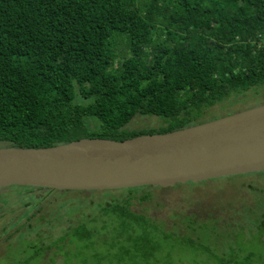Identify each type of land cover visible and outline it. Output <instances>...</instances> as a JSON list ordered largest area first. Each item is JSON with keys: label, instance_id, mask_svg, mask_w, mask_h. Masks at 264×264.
I'll return each mask as SVG.
<instances>
[{"label": "trees", "instance_id": "16d2710c", "mask_svg": "<svg viewBox=\"0 0 264 264\" xmlns=\"http://www.w3.org/2000/svg\"><path fill=\"white\" fill-rule=\"evenodd\" d=\"M259 88H264V0H0V147L39 149L84 138L126 141L168 134L210 122L208 111L233 93ZM137 116L161 123L130 130ZM178 186L187 185L126 189L132 196L101 204L100 221L69 232L75 250L57 242L27 247L24 261L11 262L40 264L45 251L57 246L65 264H183L173 256L181 246L195 255L210 253L216 264H264V217L256 234L238 230V248L220 256L135 210L133 199L150 203L151 189ZM199 215L180 219L199 223ZM208 216L212 223L213 214ZM82 245L88 250L108 245L111 257L90 254ZM84 253L88 257L77 260Z\"/></svg>", "mask_w": 264, "mask_h": 264}, {"label": "rangeland", "instance_id": "374dc122", "mask_svg": "<svg viewBox=\"0 0 264 264\" xmlns=\"http://www.w3.org/2000/svg\"><path fill=\"white\" fill-rule=\"evenodd\" d=\"M261 105H264V88L235 92L225 103L209 110L205 119L213 121ZM160 120L158 117L137 116L128 128H156L160 125ZM184 185L187 186H178L166 192L159 188L151 189L152 202L140 204L139 199H133L135 210L147 214L161 224L165 231L173 232L177 237H192L197 244L204 242L220 256L229 254L232 247L238 248L237 244H234L238 230L246 229L253 234L259 231L257 223L264 217V174L236 175L233 178L223 177ZM104 191L106 190L86 193L47 191L46 195L45 192L25 187L19 191L0 190V264H13L11 258L24 261V257H27V253H24L27 247H30L28 251H33L35 246L47 247L57 242V245L65 247V250H75L68 237L73 228L79 224H87L94 218L100 221L101 204L132 196L126 189L108 193ZM208 213L213 214L212 223ZM193 214H200L199 218L202 219L196 220L199 223L180 219ZM204 223L210 224L208 229L202 228ZM5 238L9 239L8 242L3 241ZM82 247L83 251H90V254L111 257L104 249L108 248V245H103L104 248L93 246L91 250L84 245ZM57 248L55 246L46 250L40 264H53L52 260H55L56 264H65L66 257L59 255ZM169 249L171 252L172 249ZM192 252L179 246L173 251V256L181 258L183 264H216L210 253L199 251L198 255H195ZM158 253H162V250ZM84 256L88 257L84 253L79 255L77 260H83ZM99 262L97 261V264ZM34 263L38 264V261L35 260Z\"/></svg>", "mask_w": 264, "mask_h": 264}, {"label": "water", "instance_id": "95a60500", "mask_svg": "<svg viewBox=\"0 0 264 264\" xmlns=\"http://www.w3.org/2000/svg\"><path fill=\"white\" fill-rule=\"evenodd\" d=\"M264 172V105L198 126L126 141L84 138L51 148L0 147V190L170 188Z\"/></svg>", "mask_w": 264, "mask_h": 264}]
</instances>
